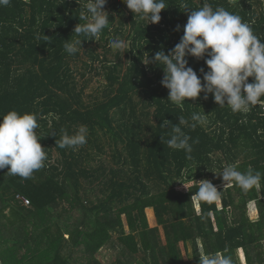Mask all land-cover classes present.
<instances>
[{"label": "trees", "instance_id": "trees-1", "mask_svg": "<svg viewBox=\"0 0 264 264\" xmlns=\"http://www.w3.org/2000/svg\"><path fill=\"white\" fill-rule=\"evenodd\" d=\"M87 2L0 7V123L13 110L35 114L47 153L29 179L0 170L1 264H104L97 257L103 248L115 251L109 264H200L199 256L216 253L241 264L240 249L247 264H264V175L247 193L225 187L220 175L228 165L264 174V109L233 113L204 93L176 105L161 83L162 65L142 61L145 52L173 49L191 9L204 3L239 15L264 41L260 0H165L161 21L148 25L123 0H107L109 27L99 41L74 34ZM76 39L82 47L69 55L64 44ZM113 39L126 42L124 55L109 47ZM187 59L202 79L205 61ZM95 76L105 84L86 93ZM193 113H206L207 123L180 125L190 143L198 140L189 159L166 141L179 116L190 124ZM81 125L86 145L57 147L64 131ZM205 179L221 191L218 205L191 201ZM251 202L257 219L249 216Z\"/></svg>", "mask_w": 264, "mask_h": 264}, {"label": "clouds", "instance_id": "clouds-1", "mask_svg": "<svg viewBox=\"0 0 264 264\" xmlns=\"http://www.w3.org/2000/svg\"><path fill=\"white\" fill-rule=\"evenodd\" d=\"M135 18L146 20L148 24H157L161 21V12L165 10V0H123ZM79 3V0H78ZM107 0H88L87 15L81 12L80 21L74 28L76 36L83 35L86 40L99 41L103 31L109 27V13L105 10ZM11 0H0V7H7ZM180 26H177V31ZM183 36L180 41L169 50H160L154 56L145 52L143 63L147 65H162L164 77L162 85L169 90L168 100L176 105H182L188 99H198L204 93V99L211 94L219 107L231 109L233 113H247L251 108L259 106L264 109V41L254 34L248 23L242 18L229 12L223 7L215 10L204 3L197 10L190 11L186 25L183 26ZM45 37H48L45 35ZM64 44L69 55L76 54L82 41ZM113 52L120 51L123 55L128 47L121 39L109 42ZM189 56L204 60L208 71L200 69L201 76L189 66ZM207 57V58H206ZM253 82H249V78ZM0 123V170L8 168L9 175L29 179L33 173L45 166L47 153L40 143L36 129L39 127L38 117L35 114H20L13 110L3 115ZM192 123L179 116V124L172 125L171 138L166 141L167 146L173 149L184 150L191 159L192 143L198 140L185 134L180 125L195 129L197 125L207 123L206 113H193ZM170 121L164 120L162 127L169 128ZM163 140V137H162ZM57 147L77 150L87 144V128L79 126L78 130L69 135L63 132L56 141ZM10 166V167H9ZM225 187L236 184L247 193L259 186L262 174L249 168L246 172L237 170L235 165L224 167L220 173ZM184 184V183H183ZM197 191L191 196L193 202L219 204L221 191L210 180H202ZM186 188L187 185L184 184ZM200 264H233L231 256L220 253L201 255Z\"/></svg>", "mask_w": 264, "mask_h": 264}, {"label": "rangeland", "instance_id": "rangeland-1", "mask_svg": "<svg viewBox=\"0 0 264 264\" xmlns=\"http://www.w3.org/2000/svg\"><path fill=\"white\" fill-rule=\"evenodd\" d=\"M81 79V78H80ZM85 81V79H82ZM105 84V79L103 76H99V77H94L91 81H89L88 86H87V92H92L95 90H98L99 88H101L103 85ZM57 155V154H55ZM106 157V156H104ZM220 202V201H219ZM256 203L255 202H251L249 204V208H248V213L249 216L252 219H257L258 218V210L256 208ZM152 215V212L150 213ZM152 219V218H151ZM153 221V220H152ZM154 223V222H153ZM161 232L163 234V228L161 227ZM163 240H164V234L162 235ZM238 256H239V260L241 262V264H247L246 258H245V254L244 251L242 249L237 251ZM97 257L104 263V264H109L113 261H115L116 259V254L115 251L103 248L100 252H98ZM1 264V262H0Z\"/></svg>", "mask_w": 264, "mask_h": 264}, {"label": "built area", "instance_id": "built-area-1", "mask_svg": "<svg viewBox=\"0 0 264 264\" xmlns=\"http://www.w3.org/2000/svg\"><path fill=\"white\" fill-rule=\"evenodd\" d=\"M261 4H262V9L264 11V0H260ZM22 200L25 202V204H29V200L25 197H21Z\"/></svg>", "mask_w": 264, "mask_h": 264}]
</instances>
